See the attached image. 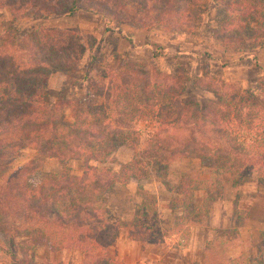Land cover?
I'll return each instance as SVG.
<instances>
[{
  "label": "trees",
  "instance_id": "1",
  "mask_svg": "<svg viewBox=\"0 0 264 264\" xmlns=\"http://www.w3.org/2000/svg\"><path fill=\"white\" fill-rule=\"evenodd\" d=\"M208 1L223 12L215 37L223 51L264 47V0H0V12L41 21L85 11L145 32L165 25L171 32L189 33L207 9L198 4ZM87 42L90 49L94 40ZM83 49L68 30L49 31L24 49L0 45V233L51 252L75 250L79 264H123L103 242L100 229H94L104 222L97 203L111 183V170L104 166L120 145L133 153L119 167L121 185L153 175L174 195L166 208L185 236L190 227L206 224L207 206L221 197L224 176L235 185L252 173L264 188V78L240 93H215L216 105L203 109L181 101L187 76L169 80L129 61L109 68L90 57L102 69L97 86L86 75L74 74ZM54 70H75L65 78L70 86L89 81L91 101L81 105L57 96L49 103L44 94ZM210 81L202 66L198 83ZM139 121L154 129L142 149L135 128ZM24 149L54 158L59 174L33 184L24 166L12 167ZM70 160L82 161L80 176L64 165ZM174 162L188 164L172 187L165 176ZM195 193L203 195L198 204H193ZM136 194L140 202L119 229L135 243L156 241L159 233L149 226L155 199L138 188Z\"/></svg>",
  "mask_w": 264,
  "mask_h": 264
},
{
  "label": "rangeland",
  "instance_id": "2",
  "mask_svg": "<svg viewBox=\"0 0 264 264\" xmlns=\"http://www.w3.org/2000/svg\"><path fill=\"white\" fill-rule=\"evenodd\" d=\"M198 5H206L207 9L197 19L195 29L189 33L171 32L165 25L155 26L145 32L85 11H77L72 16L34 21L2 10L0 45L15 44L24 49L25 45L43 38L49 31L68 30L78 37L84 48L78 68L69 73L86 75L100 86L102 69L96 61H89L90 57H94L109 68L129 61L142 68H152L166 75L169 80L187 76L188 82L182 85L181 101L207 109L216 105L215 93H240L264 78V47L230 53L223 51L215 38L219 32L217 20L223 12L215 9L209 1ZM89 38L94 42L87 49ZM202 66L209 73L211 81L208 85L198 83ZM69 73L54 70L47 76L45 99L52 103L59 96L77 104H88L91 101L89 81L70 86L65 82ZM66 118L69 120L68 114ZM135 128L140 133L142 149L148 144L154 129L146 121L136 122ZM132 155V151L124 145L117 147L111 155L109 163L104 166L111 170L107 179L111 182L110 187L97 203L99 212L104 211V216L101 215L104 222L94 229H100L103 242L110 243V252L118 260L120 258L124 264L133 261V264H183L185 260L187 264V256H182L179 263L176 250L191 247L190 256L194 260L190 264H264V188L257 185L254 174L251 173L235 185L229 177L224 176L221 197L207 206L206 224L199 228L190 227L188 236H185L184 228L179 230L173 226L174 215L166 208L174 195L167 192L153 175L145 180H130L121 185V178L117 176L119 167L127 163ZM194 162L197 164L195 166L206 165V162ZM187 164L174 162L169 165L165 176L169 186L175 185L178 174L186 169ZM64 165L73 175H81V160H70ZM21 166L30 172L33 184L60 172V166L54 158L37 156L29 149L20 151L12 163L14 169ZM95 167L99 170L102 165ZM137 188L148 192L155 199V213L149 226L153 227L152 232L159 233L156 241L140 243L141 258L138 261L135 260V248L139 243L127 249L128 242L124 236L119 241L123 234L119 228L130 222L134 206L140 202ZM202 197L201 193H195L193 204H198ZM180 212V208L176 209L175 215ZM115 242L116 246L121 244L124 258L115 249ZM201 244L206 247V253L200 259ZM80 260L81 256L75 250L51 252L45 247L27 245L26 238L15 239L0 233V264H79Z\"/></svg>",
  "mask_w": 264,
  "mask_h": 264
},
{
  "label": "crops",
  "instance_id": "3",
  "mask_svg": "<svg viewBox=\"0 0 264 264\" xmlns=\"http://www.w3.org/2000/svg\"><path fill=\"white\" fill-rule=\"evenodd\" d=\"M199 228V227H198ZM121 231V230H120ZM121 232H123V231H121ZM125 233L123 232V234L121 233V237L119 238V241H122V237L124 236V238L126 239V241L128 242V243H126V248L127 249H130L131 247L133 248L135 245H136V243L134 242H132V241H129L127 238H126V235H124ZM124 241V240H123ZM180 242L182 243V240H180ZM200 246V245H199ZM112 246H110V248H111ZM120 247H121V244H117V246H116V242H115V249L116 250H118L119 251V254L122 256V258H124L123 257V252H122V250H120ZM201 254H200V259H201V257L203 258V254H205V249H206V247L204 246L203 247V245L201 244ZM136 250H135V257H136V261H138L140 258H141V249H142V247H141V244H137V248H135ZM176 252H177V260H179V263H181V260H182V256H187L188 257V261H187V264H190V263H193V258L190 256L191 254V247H186V248H178L177 250H176ZM154 257H156V256H154ZM118 260V259H117ZM124 260V259H123ZM119 261H120V258H119ZM153 261H156V260H154L153 259ZM121 262V261H120ZM134 262V261H133ZM133 262H131V263H129V264H133ZM123 263V262H122ZM126 263V262H125ZM152 263V262H151ZM124 264V263H123ZM152 264H156L155 262H153ZM182 264V263H181ZM183 264H186V262H185V260L183 261Z\"/></svg>",
  "mask_w": 264,
  "mask_h": 264
}]
</instances>
